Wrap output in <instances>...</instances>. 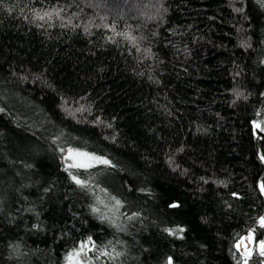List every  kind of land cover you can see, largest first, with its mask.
Returning a JSON list of instances; mask_svg holds the SVG:
<instances>
[{"label":"trees","instance_id":"1","mask_svg":"<svg viewBox=\"0 0 264 264\" xmlns=\"http://www.w3.org/2000/svg\"><path fill=\"white\" fill-rule=\"evenodd\" d=\"M262 157L264 0H0V264H264Z\"/></svg>","mask_w":264,"mask_h":264},{"label":"rangeland","instance_id":"2","mask_svg":"<svg viewBox=\"0 0 264 264\" xmlns=\"http://www.w3.org/2000/svg\"><path fill=\"white\" fill-rule=\"evenodd\" d=\"M78 153L86 154V155H77ZM103 160H106V159L100 156H97V155H93L90 153L80 151V150L69 149L66 152L65 165H66V168L70 169V172H73V170L77 169V167H69L70 164H83L85 166L79 167L80 169H89V168H94L96 166H99L101 164L104 165L105 163L101 162ZM250 237L251 238H247L239 244V251L244 257V259L250 258L254 252L253 237L252 236Z\"/></svg>","mask_w":264,"mask_h":264},{"label":"snow or ice","instance_id":"3","mask_svg":"<svg viewBox=\"0 0 264 264\" xmlns=\"http://www.w3.org/2000/svg\"><path fill=\"white\" fill-rule=\"evenodd\" d=\"M43 18H44L43 16L40 17V19H43ZM77 155H86V154H80V153H78ZM262 159H264V157H262ZM101 162H102V163H105V164L108 163V161H106V160H103V161H101ZM84 166H85V165H83V164H70V165H69V167H77V168H79V167H84ZM72 179L75 181L76 184L80 185L81 187H87V184L85 183V181H82V180L78 179L76 176H72ZM261 191H264V185H261ZM118 203H119V202L117 201V204H118ZM173 206L175 207L176 205H173ZM94 211H95V210H94ZM258 223H259V225H260L261 227H264V217H261ZM181 231H182V230H181ZM249 238H251V237H249ZM238 247H239V246H238ZM259 247H260V252H259V254H260L261 256H264V241L260 242ZM84 248H86V245H81V247H80V251H76V252H74L73 254H71V255L68 257L69 264H81V262H80V260H79V257H80L81 251H83ZM249 254H250V253H249ZM104 255H108V253H104ZM167 264H172V260H171V258L168 259ZM245 264H247V259H245Z\"/></svg>","mask_w":264,"mask_h":264}]
</instances>
